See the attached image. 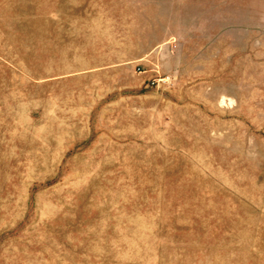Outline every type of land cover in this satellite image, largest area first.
<instances>
[{
  "label": "rangeland",
  "instance_id": "1",
  "mask_svg": "<svg viewBox=\"0 0 264 264\" xmlns=\"http://www.w3.org/2000/svg\"><path fill=\"white\" fill-rule=\"evenodd\" d=\"M0 264H264V0H0Z\"/></svg>",
  "mask_w": 264,
  "mask_h": 264
}]
</instances>
